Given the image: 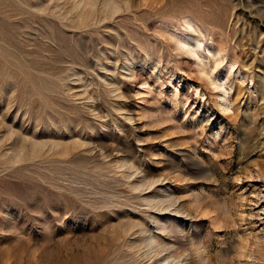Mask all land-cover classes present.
Here are the masks:
<instances>
[{
  "label": "rangeland",
  "instance_id": "rangeland-1",
  "mask_svg": "<svg viewBox=\"0 0 264 264\" xmlns=\"http://www.w3.org/2000/svg\"><path fill=\"white\" fill-rule=\"evenodd\" d=\"M0 264H264V0H0Z\"/></svg>",
  "mask_w": 264,
  "mask_h": 264
},
{
  "label": "water",
  "instance_id": "water-1",
  "mask_svg": "<svg viewBox=\"0 0 264 264\" xmlns=\"http://www.w3.org/2000/svg\"><path fill=\"white\" fill-rule=\"evenodd\" d=\"M6 52V51H5ZM8 52V51H7ZM7 52H6V54H7ZM9 53V52H8ZM10 55V54H9ZM11 55H12V53H11ZM12 57L13 58H16L14 55H12ZM16 143L17 144H15L16 145V148L15 149H18L19 147H18V145H20L21 143H24L25 145H26V143H25V141H22V140H20V141H16Z\"/></svg>",
  "mask_w": 264,
  "mask_h": 264
},
{
  "label": "bare ground",
  "instance_id": "bare-ground-1",
  "mask_svg": "<svg viewBox=\"0 0 264 264\" xmlns=\"http://www.w3.org/2000/svg\"><path fill=\"white\" fill-rule=\"evenodd\" d=\"M183 43V42H182ZM190 44V43H189ZM191 45V44H190ZM185 47H186V45H185ZM189 47V46H188ZM192 48V47H191ZM189 49H190V47H189ZM203 261V260H202Z\"/></svg>",
  "mask_w": 264,
  "mask_h": 264
}]
</instances>
